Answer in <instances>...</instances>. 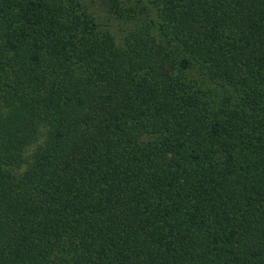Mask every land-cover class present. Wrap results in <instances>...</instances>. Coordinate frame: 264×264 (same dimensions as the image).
I'll use <instances>...</instances> for the list:
<instances>
[{"label":"trees","instance_id":"trees-1","mask_svg":"<svg viewBox=\"0 0 264 264\" xmlns=\"http://www.w3.org/2000/svg\"><path fill=\"white\" fill-rule=\"evenodd\" d=\"M92 2L0 0V264H264V0Z\"/></svg>","mask_w":264,"mask_h":264},{"label":"rangeland","instance_id":"rangeland-1","mask_svg":"<svg viewBox=\"0 0 264 264\" xmlns=\"http://www.w3.org/2000/svg\"><path fill=\"white\" fill-rule=\"evenodd\" d=\"M92 1L93 0H82V2L85 4L87 10L88 11H91V9L95 10V12L98 14V18L101 19V17H102V8L99 5H98L99 7L94 5ZM103 19L106 21L105 17H103ZM113 34L115 36V41L119 42V37L115 35V32H113Z\"/></svg>","mask_w":264,"mask_h":264}]
</instances>
